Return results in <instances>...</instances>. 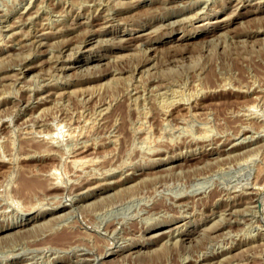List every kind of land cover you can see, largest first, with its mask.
Listing matches in <instances>:
<instances>
[{"label":"rangeland","instance_id":"rangeland-1","mask_svg":"<svg viewBox=\"0 0 264 264\" xmlns=\"http://www.w3.org/2000/svg\"><path fill=\"white\" fill-rule=\"evenodd\" d=\"M0 130V264H264V0H0Z\"/></svg>","mask_w":264,"mask_h":264},{"label":"bare ground","instance_id":"bare-ground-1","mask_svg":"<svg viewBox=\"0 0 264 264\" xmlns=\"http://www.w3.org/2000/svg\"><path fill=\"white\" fill-rule=\"evenodd\" d=\"M244 1V0H243ZM64 2V1H63ZM142 2V1H141ZM161 2V1H160ZM21 3V2H20ZM29 3V2H28ZM87 3V2H86ZM154 3V2H153ZM152 4V3H151ZM170 4V3H169ZM153 5V4H152ZM163 6V5H162ZM165 6V5H164ZM167 6V5H166ZM90 7V6H89ZM153 7H155L154 5H153ZM149 8V7H148ZM233 8V7H232ZM16 9V8H15ZM208 9V8H207ZM225 9V8H224ZM249 9V8H248ZM251 9V8H250ZM253 9V8H252ZM32 10V9H31ZM211 10V9H210ZM221 10V9H220ZM113 13H114V11H113ZM215 14V13H214ZM46 15V14H45ZM65 15V14H64ZM217 15V14H216ZM3 16V15H2ZM13 16V15H12ZM66 16V15H65ZM3 18V17H2ZM89 18V17H88ZM152 18V17H151ZM57 19V18H56ZM72 19V18H71ZM158 19V18H157ZM165 21V20H164ZM49 22H50V20H49ZM57 23V22H56ZM7 24V23H6ZM47 24V23H46ZM93 24V23H92ZM149 24V23H148ZM224 25V24H223ZM7 26V25H6ZM148 26V25H147ZM156 26V25H155ZM169 26V25H168ZM218 26H220V24L218 25ZM102 27V26H101ZM222 27V26H221ZM12 28V27H11ZM149 28V27H148ZM215 28H217V27H215ZM8 29V28H7ZM40 29V28H39ZM86 29V28H85ZM94 29V28H93ZM99 29V28H98ZM211 29V28H210ZM209 29V30H210ZM9 30V29H8ZM14 30V29H13ZM43 30V29H42ZM91 30V29H90ZM136 30V29H135ZM214 30V29H213ZM95 31V30H94ZM114 31V30H113ZM39 32V31H38ZM135 32V31H134ZM133 32V33H134ZM145 32V31H144ZM192 32V31H191ZM210 32V31H209ZM217 32V31H216ZM143 33V32H142ZM214 33V32H213ZM152 34V33H151ZM121 35V34H120ZM148 35V34H147ZM169 35V34H168ZM218 35V34H217ZM111 36V35H110ZM131 36V35H130ZM182 36V35H181ZM18 37V36H17ZM23 37V36H22ZM26 37V36H25ZM113 37V36H112ZM139 37V36H138ZM137 37V38H138ZM159 37V36H158ZM213 37V36H212ZM130 38V37H129ZM135 38V37H134ZM143 38V37H142ZM204 38V37H203ZM217 38V37H216ZM16 39V38H15ZM97 39V38H96ZM100 39V38H99ZM109 39V38H108ZM133 39V38H132ZM147 39V38H146ZM145 39V40H146ZM183 39V38H182ZM131 40V39H130ZM139 40V39H138ZM168 39H166V41H167ZM16 41V40H15ZM133 41V40H132ZM134 41H136V40H134ZM176 41V40H175ZM209 41H210V39H209ZM178 42V41H177ZM180 42V41H179ZM140 43H142L143 44V41L142 42H140ZM145 43V42H144ZM147 43V42H146ZM3 44V43H2ZM50 44V43H49ZM179 44V43H178ZM157 45V44H156ZM123 46V45H122ZM135 46V45H134ZM170 46H171V44H170ZM178 46V45H177ZM152 47V46H151ZM151 47H150V49H151ZM155 47V46H154ZM165 48H166V46H165ZM117 49V48H116ZM156 49H157V47H156ZM162 50H163V48H161ZM165 50V49H164ZM76 51V50H75ZM155 51V50H154ZM167 51H169V49L167 48ZM71 52V51H70ZM13 53V52H12ZM175 54V53H174ZM160 56V55H159ZM2 58V57H1ZM17 58V57H16ZM156 58V57H155ZM172 59V58H171ZM175 59V58H174ZM168 60V59H167ZM187 62V61H186ZM69 63V62H68ZM162 63V62H161ZM34 64V63H33ZM75 64V63H74ZM176 65V64H175ZM180 65H182V64H180ZM12 66V65H11ZM64 66H66L67 67V65H64ZM73 66V65H72ZM177 66V65H176ZM167 67V66H166ZM23 68V67H22ZM70 68V67H69ZM136 68V67H135ZM146 69V68H145ZM137 71H139V70H137ZM61 72V71H60ZM115 72V71H114ZM143 72V71H142ZM57 73V72H56ZM125 73V72H124ZM5 74V73H4ZM8 74V73H7ZM127 74V73H126ZM187 77V76H186ZM129 79V78H128ZM179 80V79H178ZM25 83V82H24ZM40 83V82H39ZM140 83V82H139ZM154 83V82H153ZM164 83V82H163ZM168 83V82H167ZM178 83H179V81H178ZM28 84V83H27ZM33 84V83H32ZM150 84V83H149ZM38 85V84H37ZM134 85V84H133ZM155 85V84H154ZM174 85V84H173ZM39 86V85H38ZM141 86V85H140ZM151 86V85H150ZM157 86V85H156ZM20 87V86H19ZM31 87V86H30ZM66 88V87H65ZM137 88V87H136ZM175 88V87H174ZM187 88V87H186ZM145 89V88H144ZM141 90H142V88H141ZM152 90V89H151ZM176 90V89H175ZM134 91V90H133ZM145 91V90H144ZM158 91V90H157ZM180 91V90H179ZM185 91H187V90H185ZM160 92V91H159ZM171 92V91H170ZM178 92V91H177ZM181 92V91H180ZM189 92V91H188ZM156 93V92H155ZM161 93V92H160ZM168 93V92H167ZM186 93V92H185ZM190 93V92H189ZM165 94V93H164ZM174 94V93H173ZM129 95V94H128ZM142 95H143V91H142ZM156 95H158V94H156ZM190 95V94H189ZM188 95V96H189ZM165 96V95H164ZM184 96V95H183ZM187 96V95H186ZM52 97V96H51ZM161 97V96H160ZM159 97V98H160ZM178 97V96H177ZM256 97V96H255ZM48 98V97H47ZM141 98V97H140ZM174 98V97H173ZM185 98V97H184ZM176 99V98H175ZM178 99V98H177ZM177 99H176V101H177ZM190 99V98H189ZM259 99V98H258ZM185 101H187V100H185ZM145 102V101H144ZM161 103H163V102H161ZM258 103V102H257ZM48 104V103H47ZM168 104V103H167ZM166 104V105H167ZM177 104V103H176ZM244 104V103H243ZM49 105V104H48ZM47 105V106H48ZM55 105V104H54ZM109 105V104H108ZM189 105V104H188ZM251 105V104H250ZM256 105V104H255ZM247 106V105H246ZM254 106V105H253ZM45 107V106H44ZM107 107V106H106ZM169 107V106H168ZM251 107V106H250ZM183 108V107H182ZM242 108V107H241ZM244 108V107H243ZM252 108V107H251ZM170 109V108H169ZM178 109V108H177ZM187 109H188V107H187ZM203 109V108H202ZM255 109V108H254ZM203 111V110H202ZM243 111V110H242ZM256 111V110H255ZM101 112V111H100ZM194 112H196V111H194ZM249 112V111H248ZM144 113V112H143ZM148 113V112H147ZM165 113V112H164ZM175 113H177V112H175ZM142 114V113H141ZM172 114V113H171ZM192 114V113H191ZM46 115V114H45ZM181 115V114H180ZM53 116V115H52ZM55 116V115H54ZM53 116V117H54ZM99 116V115H98ZM194 116V114H192V117ZM196 116V115H195ZM194 116V117H195ZM202 116V115H201ZM236 116H237V114H236ZM253 116V115H252ZM255 116H256V114H255ZM33 117V116H32ZM183 117V116H182ZM188 117V116H187ZM187 117H185V118H187ZM198 116H196V118H197ZM242 117V116H241ZM82 118V117H81ZM152 118V117H151ZM161 118V117H160ZM169 118V117H168ZM171 118V117H170ZM199 118V117H198ZM256 118V117H255ZM50 119V118H49ZM56 119V118H55ZM144 119H145V117H144ZM164 119V118H163ZM177 119V118H176ZM184 119V118H183ZM188 119H190V118H188ZM201 119V118H200ZM213 119V118H212ZM54 120V119H53ZM61 120V119H60ZM74 120V119H73ZM78 120V119H77ZM178 120V119H177ZM32 121V120H31ZM37 121V120H36ZM44 121V120H43ZM51 121V120H50ZM59 121V120H58ZM86 121V120H85ZM140 121H142V120H140ZM165 121V120H164ZM171 121V120H170ZM194 121V120H193ZM197 121V120H196ZM4 122V121H3ZM7 122H9V121H7ZM11 122V121H10ZM63 122V121H62ZM72 122V121H71ZM81 122V121H80ZM143 122V121H142ZM163 122V121H162ZM172 122V121H171ZM190 122V121H189ZM188 122V123H189ZM245 122V121H244ZM34 123V122H33ZM64 123V122H63ZM66 123H68V122H66ZM65 123V124H66ZM170 123V122H169ZM210 123V122H209ZM48 124V123H47ZM60 123H58V125H59ZM193 124V123H192ZM191 124V125H192ZM211 124V123H210ZM248 124V123H247ZM56 125V124H55ZM62 125V124H61ZM78 125V124H77ZM141 125V124H140ZM166 125H167V123H166ZM176 125V124H175ZM205 125H207V124H205ZM63 126V125H62ZM74 126V125H73ZM150 126V125H149ZM168 126H170V125H168ZM180 126V125H179ZM208 126H209V124H208ZM243 126V125H242ZM151 127V126H150ZM164 127H166V126H164ZM178 127V126H177ZM184 127V126H183ZM194 127V126H193ZM199 127V126H198ZM205 127V126H204ZM246 127V126H245ZM48 128V127H47ZM50 128V127H49ZM54 128V127H53ZM74 128V127H73ZM147 128H149V127H147ZM161 128V127H160ZM175 128H176V126H175ZM187 128V127H186ZM190 128V127H189ZM206 128V127H205ZM210 128V127H209ZM27 129V128H26ZM33 129V128H32ZM61 129V128H60ZM72 129V128H71ZM177 129V128H176ZM181 129V128H180ZM191 129V128H190ZM3 130V129H2ZM21 130V129H20ZM28 130V129H27ZM36 130V132H37V129H35ZM39 130H40V128H39ZM47 130V129H46ZM58 130V129H57ZM65 130V129H64ZM143 130V129H142ZM150 130V129H149ZM160 130H163V129H160ZM168 130V129H167ZM194 130H195V128H194ZM1 131V130H0ZM32 131V130H31ZM48 131V130H47ZM72 132H73V130H71ZM190 131V130H189ZM206 131V130H205ZM233 131V130H232ZM19 132V131H18ZM144 132V131H143ZM147 132V131H146ZM149 133H150V131H148ZM167 132V131H166ZM179 132V131H178ZM66 133V132H65ZM154 133V132H153ZM182 133V132H181ZM190 133V132H189ZM199 133V132H198ZM202 133H203V131H202ZM210 133V132H209ZM5 134V133H4ZM48 134V133H47ZM59 134H60V132H59ZM62 134V133H61ZM67 134V133H66ZM180 134V133H179ZM187 134V133H186ZM204 134V133H203ZM208 134V133H207ZM3 135V134H2ZM13 135V134H12ZM41 135V134H40ZM45 135V134H44ZM52 135V134H51ZM57 135H58V133H57ZM64 135V134H63ZM70 135H71V133H70ZM74 135H75V133H74ZM152 135V134H151ZM161 135V134H160ZM165 135V134H164ZM167 135V134H166ZM206 135V134H205ZM204 135V136H205ZM246 135V134H245ZM27 136V135H26ZM49 136H50V134H49ZM209 136V135H208ZM244 136V135H243ZM3 137V136H2ZM2 137H0V139L2 138ZM36 137V136H35ZM63 137V136H62ZM67 136L65 135V138H66ZM70 137V136H69ZM114 137V136H113ZM141 137V136H140ZM156 137V136H155ZM159 137V136H158ZM162 137H164V136H162ZM165 137H167V136H165ZM170 137H172V136H170ZM174 137V136H173ZM178 137V136H177ZM176 137V138H177ZM6 138V137H5ZM59 138V137H58ZM142 138H144V137H142ZM160 138V137H159ZM168 138V137H167ZM181 138V137H180ZM44 139V138H43ZM55 139V138H54ZM57 139V138H56ZM63 139V138H62ZM68 139V138H67ZM87 139V138H86ZM141 139V138H140ZM165 139V138H164ZM178 139V138H177ZM177 139H175V140H177ZM250 139V138H249ZM5 140V139H4ZM10 140V139H9ZM42 140V139H41ZM58 140V139H57ZM146 140V139H145ZM151 140V139H150ZM167 140V139H166ZM8 141V140H7ZM12 141V140H11ZM26 141V140H25ZM81 141V140H80ZM79 141V142H80ZM86 141V140H85ZM108 141V140H107ZM112 141H113V138H112ZM148 141H149V139H148ZM147 141V142H148ZM168 141V140H167ZM219 141V140H218ZM2 142H3V140H2ZM6 142V141H5ZM31 142V141H30ZM48 142H50V141H48ZM78 142V141H77ZM96 142V141H95ZM200 142V141H199ZM208 142V141H207ZM234 142V141H233ZM233 142H230V143H233ZM241 142V141H240ZM85 143V142H84ZM143 143V142H142ZM145 143V142H144ZM159 143V142H158ZM157 143V144H158ZM196 143V142H195ZM216 143V142H215ZM10 144H12V142L10 143ZM93 144V143H92ZM168 144V143H167ZM177 144V143H176ZM229 144V143H228ZM2 145V144H1ZM40 145V144H39ZM42 145V144H41ZM65 145V144H64ZM170 145V144H169ZM229 145H231V144H229ZM3 146V145H2ZM19 146V145H18ZM86 146H87V144H86ZM139 146H140V144H139ZM141 146H142V144H141ZM144 146V145H143ZM157 146V145H156ZM158 146H160V145H158ZM167 146V145H166ZM181 146V145H180ZM242 146V145H241ZM253 146V145H252ZM251 146V147H252ZM45 147V146H44ZM77 147H79V146H77ZM95 147H96V145H95ZM193 147V146H192ZM208 147V146H207ZM17 148V147H16ZM22 148V147H21ZM48 148V147H47ZM72 148V147H71ZM91 148V147H90ZM155 148V147H154ZM159 148V147H158ZM227 148V147H226ZM250 148V147H249ZM96 149V148H95ZM150 149H152V148H150ZM170 149V148H169ZM216 150H217V148H215ZM245 149V148H244ZM257 149H259L258 147H257ZM1 150V149H0ZM19 150V149H18ZM31 150V149H30ZM37 150H39V149H37ZM48 150V149H47ZM54 150V149H53ZM56 150V149H55ZM60 150V149H59ZM81 150V149H80ZM94 150V149H93ZM92 150V151H93ZM149 150V149H148ZM155 150V149H154ZM227 150V149H226ZM49 151V150H48ZM61 151V150H60ZM59 151V152H60ZM83 151V150H82ZM87 151V150H86ZM176 151V150H175ZM254 151V150H253ZM3 152V151H2ZM76 152V151H75ZM80 152V151H79ZM152 152V151H151ZM155 152V151H154ZM233 152V151H232ZM240 152V151H239ZM31 153V152H30ZM39 153H41V152H39ZM52 153V152H51ZM67 153V152H66ZM78 153V152H77ZM143 153V152H142ZM186 153V152H185ZM227 153V152H226ZM248 153V152H247ZM246 153V154H247ZM71 154V153H70ZM69 154V155H70ZM144 154V153H143ZM230 154V153H229ZM258 154V153H257ZM9 155H11V154H9ZM33 155V154H32ZM82 155V154H81ZM145 155V154H144ZM198 155V154H197ZM205 155V154H204ZM216 155V154H215ZM235 155V154H234ZM245 155V154H244ZM244 155H243V157H244ZM253 155V154H252ZM256 155V154H255ZM254 155V156H255ZM16 156V155H15ZM22 156V155H21ZM42 156V155H41ZM212 156V155H211ZM227 156V155H226ZM249 156V155H248ZM3 157H6V156H3ZM9 157V156H8ZM62 157V156H61ZM90 157V156H89ZM98 157V156H97ZM114 157V156H113ZM191 157V156H190ZM200 157V156H199ZM202 157V156H201ZM210 157V156H209ZM253 157V156H252ZM26 158V157H25ZM99 158V157H98ZM206 158V157H205ZM238 158V157H237ZM241 158V157H240ZM254 158H256V157H254ZM20 159H22L21 157H20ZM67 159V158H66ZM90 159V158H89ZM164 159V158H163ZM166 159V158H165ZM208 159V158H207ZM210 159V158H209ZM243 159V158H242ZM250 159V158H249ZM252 159V158H251ZM57 160V159H56ZM55 160V161H56ZM69 160V159H68ZM100 160V159H99ZM111 160V159H110ZM176 160V159H175ZM244 160H246L245 158H244ZM253 160V159H252ZM70 161V160H69ZM86 161H88V159L86 160V158L83 156H79V157H75L74 159H72L70 162H72V163H74V164H84V162H86ZM106 161V160H105ZM236 161V160H235ZM243 161V160H242ZM248 161V160H247ZM251 161V160H250ZM101 162V161H100ZM207 162H208V160H207ZM237 162V161H236ZM240 162V161H239ZM56 163V162H55ZM97 163V162H96ZM99 163V162H98ZM102 163V162H101ZM182 163V162H181ZM196 163V162H195ZM206 163V162H205ZM232 163V162H231ZM65 164H67V162L65 163ZM158 164V163H157ZM220 164V163H219ZM230 164V163H229ZM237 164V163H236ZM259 164V163H258ZM257 163H256V165H258ZM9 165V164H8ZM15 165V164H14ZM60 165V164H59ZM124 165V164H123ZM227 165V164H226ZM255 165V166H256ZM28 166V165H27ZM64 166V165H63ZM72 166H73V164H72ZM82 166V165H81ZM120 166V165H119ZM183 166V165H182ZM193 166H194V164H193ZM208 166V165H207ZM218 166V165H217ZM221 166H223V164L221 165ZM55 167V166H54ZM86 167V166H85ZM97 167V166H96ZM189 167V166H188ZM191 167V166H190ZM260 167V166H259ZM25 168V167H24ZM56 168V167H55ZM55 168H50V169H47V172H46V170H44L45 172H44V174L45 175H42V176H44V177H39V175L38 176H36V174H35V172L37 171V170H35V172H34V177H33V175H31L30 174V177H27V175H26V173L24 174V172L22 171V173H23V175H20V176H18V178H17V181L15 182V180H14V182H15V184H17V185H15L14 187H15V196H17L16 198H18V199H27V198H30V196H33V197H35V196H37V195H39V194H43L44 193V191L45 190H48V189H56L57 188V182H58V180H60L59 178H60V176L59 175H61V174H59V173H61V172H57V170L55 169ZM74 168V167H73ZM89 168V167H88ZM98 168V167H97ZM101 168V167H100ZM164 168H165V166H164ZM256 168V167H255ZM258 168V167H257ZM261 168V167H260ZM22 169V168H21ZM45 169V168H44ZM67 169V168H66ZM79 169V168H78ZM163 169V168H162ZM185 169H186V167H185ZM91 170V169H90ZM98 170V169H97ZM179 170V169H178ZM189 170V169H188ZM210 170V169H209ZM38 171H40V170H38ZM37 171V172H38ZM66 171H68V170H66ZM83 171V170H82ZM100 171V170H99ZM163 171V170H162ZM177 171V170H176ZM181 171V170H180ZM21 172V171H20ZM27 172H29V171H27ZM63 172V171H62ZM69 172V171H68ZM7 173V172H6ZM29 173H32L31 171L29 172ZM38 173H40V172H38ZM42 173V172H41ZM40 173V174H41ZM66 173V172H65ZM78 173H80V172H78ZM103 173V172H102ZM106 173V172H105ZM184 173V172H183ZM33 174V173H32ZM43 174V173H42ZM176 174V173H175ZM182 174V173H181ZM207 174V173H206ZM208 174H209V172H208ZM207 174V175H208ZM70 175V174H69ZM98 175V174H97ZM193 175V174H192ZM7 176V175H6ZM32 176V177H31ZM88 176V175H87ZM90 176V175H89ZM93 176H94V174H93ZM5 177V176H4ZM62 177V176H61ZM69 177V176H68ZM79 177V176H78ZM95 177V176H94ZM100 177V176H99ZM194 177V176H193ZM202 177H204V176H202ZM263 177V176H262ZM76 178V177H75ZM85 178V177H84ZM197 178V177H196ZM248 178V177H247ZM62 179V178H61ZM70 179V178H69ZM198 179V178H197ZM76 180H78V178L76 179ZM175 180V179H174ZM178 180V179H177ZM2 181V180H1ZM62 181H64V180H62ZM172 181V180H171ZM170 181V182H171ZM188 181V180H187ZM248 181V180H247ZM65 182V181H64ZM76 182V181H75ZM195 182V181H194ZM2 183V182H1ZM1 183H0V186H1ZM125 183V182H124ZM163 183V182H162ZM238 183V182H237ZM158 184H160V183H158ZM157 184V185H158ZM168 184V183H167ZM252 184V183H251ZM153 185V184H152ZM3 186V185H2ZM163 186V185H162ZM233 186V185H232ZM238 186V185H237ZM243 186V185H242ZM154 187V186H153ZM241 187V186H240ZM8 188V187H7ZM66 188V187H65ZM159 188V187H158ZM161 188V187H160ZM163 188V187H162ZM199 188V187H198ZM231 188V187H230ZM256 188V187H255ZM254 188V189H255ZM69 189V188H68ZM253 189V190H254ZM70 190V189H69ZM156 190H157V188H156ZM160 190V189H159ZM163 190V189H162ZM232 190V189H231ZM244 190V189H243ZM248 190V189H247ZM73 191V190H72ZM225 191V190H224ZM235 191V190H234ZM256 191V190H255ZM6 192V191H5ZM13 192V193H14ZM230 192V191H229ZM248 192V191H247ZM10 193H12V192H10ZM184 193V192H183ZM201 193V192H200ZM251 194H254V195H256L257 194V192H253V191H251L250 192ZM53 194V193H52ZM61 194V193H60ZM59 194V195H60ZM81 194V193H80ZM6 195V194H5ZM9 195V194H8ZM62 195V194H61ZM68 195V194H67ZM250 195V194H249ZM89 196V195H88ZM230 196H232L231 194H230ZM62 197V196H61ZM79 197V196H78ZM177 197V196H176ZM193 197V196H192ZM15 198V199H16ZM261 195L259 194L258 196H256V198H254L255 200V202H257V201H260L261 199ZM14 199V198H13ZM43 199V198H42ZM60 199V198H59ZM58 199V200H59ZM63 199V198H62ZM175 199V198H174ZM38 200V199H37ZM45 200V199H44ZM10 201V200H9ZM16 201H18V200H16ZM42 201V200H41ZM56 201V200H55ZM62 201V200H61ZM181 201V200H180ZM13 202V201H12ZM69 202V201H68ZM82 202V201H81ZM22 203V202H21ZM53 203V202H52ZM66 203V202H65ZM1 204V203H0ZM16 204V203H15ZM80 204V203H79ZM193 204V203H192ZM248 204V203H247ZM251 204V203H250ZM13 205V204H12ZM19 205L21 206V204L19 203ZM25 205V204H24ZM243 205H245L244 203H243ZM261 205V204H260ZM15 206H17V205H15ZM19 206V207H20ZM3 207V206H2ZM18 207V208H19ZM56 207H57V205H56ZM76 207V206H75ZM240 207H241V205H240ZM254 207H255V205H254ZM9 208V207H8ZM21 208V207H20ZM19 208V209H20ZM74 208V207H73ZM233 208V207H232ZM235 208V207H234ZM166 209V208H165ZM243 210H244V208H242ZM230 210V209H229ZM228 210V211H229ZM158 211V210H157ZM165 211V210H164ZM232 211V210H231ZM250 211V210H249ZM2 212V211H1ZM10 212V211H9ZM185 212V211H184ZM191 212V211H190ZM233 212V211H232ZM5 213V212H4ZM72 213H73V211H72ZM152 213V212H151ZM150 213V214H151ZM169 213H171V212H169ZM235 213V212H234ZM246 213H247V211H246ZM68 214H71V213H68ZM215 214V213H214ZM38 215V214H37ZM160 215V214H159ZM230 215V214H229ZM261 215V214H260ZM5 216V215H4ZM44 216V215H43ZM156 216V215H155ZM251 216V215H250ZM19 217V216H18ZM59 217H60V215H59ZM71 217V216H70ZM22 218V217H21ZM37 218V216H31V217H28V218H26V219H24L23 220V223H22V225L23 226H25L28 222H31V221H33V220H35ZM57 218V217H56ZM176 218V217H175ZM220 219V218H219ZM192 220V219H191ZM242 220V219H241ZM244 220V219H243ZM214 221V220H213ZM66 222V221H65ZM119 222V221H118ZM62 223V222H61ZM74 223V222H73ZM15 224V223H14ZM21 224V223H20ZM31 224V223H30ZM81 224V223H80ZM227 224V223H226ZM250 224V223H249ZM32 225V224H31ZM55 225V224H54ZM175 225V224H174ZM183 225V224H182ZM252 225V224H251ZM72 226V225H71ZM167 226V225H166ZM173 226V225H172ZM184 226V225H183ZM189 226V225H188ZM4 227V226H3ZM31 227V226H30ZM58 227V226H57ZM83 227V226H82ZM34 228V227H33ZM52 228V227H51ZM51 228H49V229H51ZM169 228V227H168ZM182 228V227H181ZM193 228V227H192ZM200 228V227H199ZM48 229V230H49ZM162 229V228H161ZM18 230V229H17ZM57 230V229H56ZM178 230H180V228L178 229ZM188 230V229H187ZM194 231H196V230H194ZM6 233V232H5ZM168 233V232H167ZM183 232H181V235H180V238L181 239H186V236H187V234H182ZM174 234V233H173ZM9 236V235H8ZM72 236V235H71ZM158 236V235H157ZM172 236V235H171ZM177 236V235H176ZM192 236V235H191ZM227 236V235H226ZM231 236V235H230ZM249 236V235H248ZM119 237V236H118ZM167 237V236H166ZM233 237V236H232ZM161 238V237H160ZM261 238V237H260ZM119 239V238H118ZM168 239H170V238H168ZM172 239V238H171ZM174 239V238H173ZM177 239V238H176ZM210 239V238H209ZM163 240V239H162ZM166 240H167V238H166ZM178 240V239H177ZM197 240V239H196ZM195 240V241H196ZM164 241V240H163ZM169 241V240H168ZM168 241H166V242H168ZM176 241V240H175ZM185 241V240H184ZM188 241V240H187ZM23 242V241H22ZM21 242V243H22ZM76 242V241H75ZM170 242V241H169ZM173 242V241H172ZM191 242V241H190ZM68 243V242H67ZM124 243V242H123ZM174 243V242H173ZM183 243V242H182ZM228 243V242H227ZM24 244V243H23ZM81 244V243H80ZM113 244V243H112ZM120 244V243H119ZM150 244V243H149ZM166 244H168V243H166ZM44 245V244H43ZM68 246V244H66V242H65V245H62V246H60V248H62V247H64V246ZM16 246V245H15ZM19 246V245H18ZM22 246V245H21ZM52 246V245H51ZM9 247V246H8ZM57 247H59V246H57ZM120 247V246H119ZM7 248V247H6ZM187 248H188V246H187ZM76 250V249H75ZM105 250V249H104ZM112 250V249H111ZM133 250V249H132ZM139 250V249H138ZM20 251V250H19ZM72 251V250H71ZM83 251V250H82ZM110 251V250H109ZM118 251V250H117ZM212 251V250H211ZM77 252V251H76ZM5 253V252H4ZM46 253V252H45ZM83 253V252H82ZM10 254V253H9ZM38 254V253H37ZM64 254V253H63ZM76 254V253H75ZM53 255V254H52ZM199 255V254H198ZM224 255V254H223ZM83 256V255H82ZM220 256V255H219ZM34 257V256H33ZM85 257H86V255H85ZM97 257V256H96ZM222 257V256H221ZM220 257V258H221ZM187 258V257H186ZM34 259V258H33ZM217 259V258H216ZM47 260V259H46ZM172 261V260H171ZM209 261H211V260H209ZM217 261H218V259H217ZM204 262V261H203ZM220 262H221V260H220ZM21 263V262H20ZM93 263V262H92ZM164 263V262H163ZM223 263V262H222ZM221 263V264H222ZM42 264V263H41ZM58 264V263H57ZM91 264V263H90ZM171 264V263H170Z\"/></svg>","mask_w":264,"mask_h":264}]
</instances>
